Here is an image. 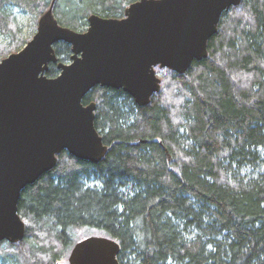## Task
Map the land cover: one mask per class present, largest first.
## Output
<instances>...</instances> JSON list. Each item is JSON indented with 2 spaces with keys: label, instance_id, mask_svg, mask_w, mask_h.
<instances>
[{
  "label": "trees",
  "instance_id": "trees-1",
  "mask_svg": "<svg viewBox=\"0 0 264 264\" xmlns=\"http://www.w3.org/2000/svg\"><path fill=\"white\" fill-rule=\"evenodd\" d=\"M139 0H55L60 25L78 31L96 14L124 17ZM53 0H0V62L28 44L13 14L40 17ZM36 30V29H35ZM59 62L72 48L54 46ZM209 56L138 106L123 90L95 87L99 163L58 155L22 192L23 241L0 243V264H69L74 246L105 236L120 264H264V0L224 13ZM60 74L50 64L48 77Z\"/></svg>",
  "mask_w": 264,
  "mask_h": 264
},
{
  "label": "water",
  "instance_id": "water-1",
  "mask_svg": "<svg viewBox=\"0 0 264 264\" xmlns=\"http://www.w3.org/2000/svg\"><path fill=\"white\" fill-rule=\"evenodd\" d=\"M243 0H139L123 18L89 17L86 32L60 25L53 0L37 33L0 62V243L24 240L22 192L53 170L58 155L99 163L108 147L95 127L97 86L123 90L138 106L161 91L156 68L185 74L209 56L222 16ZM72 48L59 62L54 46ZM50 64L60 74L48 77ZM120 244L105 236L78 242L69 264H120Z\"/></svg>",
  "mask_w": 264,
  "mask_h": 264
},
{
  "label": "rangeland",
  "instance_id": "rangeland-1",
  "mask_svg": "<svg viewBox=\"0 0 264 264\" xmlns=\"http://www.w3.org/2000/svg\"><path fill=\"white\" fill-rule=\"evenodd\" d=\"M128 8V7H127ZM13 14L16 18L17 23L20 26V29L23 33L24 38L30 39L34 38L37 33L38 24L35 21V17L23 12L21 9L16 8L13 10ZM41 18V17H40ZM40 20V19H39ZM39 23V22H38ZM63 26V25H62ZM89 26L79 30V32H86ZM36 29V30H35ZM29 41V42H30ZM10 43V38L6 36H0V45H8ZM23 49V48H22ZM21 49V50H22ZM17 53V52H16ZM8 57V56H7ZM6 57V58H7ZM71 62V61H70ZM159 77L162 79L164 74L158 73Z\"/></svg>",
  "mask_w": 264,
  "mask_h": 264
}]
</instances>
